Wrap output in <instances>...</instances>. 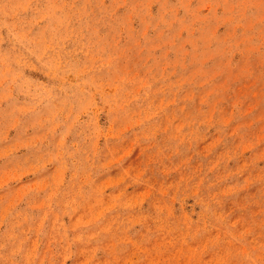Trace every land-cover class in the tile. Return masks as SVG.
Returning <instances> with one entry per match:
<instances>
[{
	"label": "rangeland",
	"instance_id": "374dc122",
	"mask_svg": "<svg viewBox=\"0 0 264 264\" xmlns=\"http://www.w3.org/2000/svg\"><path fill=\"white\" fill-rule=\"evenodd\" d=\"M0 264H264V0H0Z\"/></svg>",
	"mask_w": 264,
	"mask_h": 264
}]
</instances>
